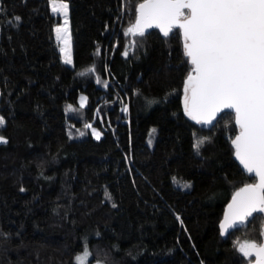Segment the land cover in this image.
<instances>
[{
  "label": "trees",
  "instance_id": "16d2710c",
  "mask_svg": "<svg viewBox=\"0 0 264 264\" xmlns=\"http://www.w3.org/2000/svg\"><path fill=\"white\" fill-rule=\"evenodd\" d=\"M65 1L73 67L50 0H0V264H75L86 246L105 264H247L236 243L264 239L259 214L226 237L219 226L256 181L235 159L234 114L214 126L185 114L180 30L133 48L125 33L143 0Z\"/></svg>",
  "mask_w": 264,
  "mask_h": 264
},
{
  "label": "snow or ice",
  "instance_id": "6c2138e0",
  "mask_svg": "<svg viewBox=\"0 0 264 264\" xmlns=\"http://www.w3.org/2000/svg\"><path fill=\"white\" fill-rule=\"evenodd\" d=\"M50 4L52 12L64 18L63 25L55 28V34L62 45L63 63L71 65L68 3L50 0ZM136 13L134 23L125 33L133 38V48L137 43L135 38H143L150 28L159 29L165 38L174 29L180 30L177 34L182 35L183 52L190 65L183 87L185 114L199 125H212L225 110L234 114L238 126V134L232 140L235 157L258 182L246 184L235 193L219 226L221 235L246 226L250 218H257L254 214H259L264 222V0H143ZM15 20L19 21L20 17ZM127 54L125 51L124 55ZM94 72L93 66L79 75ZM85 106L86 98L79 104L81 109ZM68 111L77 109L69 105ZM4 124V118L0 117V127ZM85 127L100 139L101 133L91 124ZM207 139H197L194 145L197 151ZM7 142L0 136V143ZM181 186L190 187L187 182ZM108 198L111 199L110 195ZM261 235L264 237V231ZM236 247L247 264H264V239L237 241ZM88 256L85 250L76 257V264H87Z\"/></svg>",
  "mask_w": 264,
  "mask_h": 264
},
{
  "label": "rangeland",
  "instance_id": "374dc122",
  "mask_svg": "<svg viewBox=\"0 0 264 264\" xmlns=\"http://www.w3.org/2000/svg\"><path fill=\"white\" fill-rule=\"evenodd\" d=\"M57 2L59 3L60 0H57ZM65 2H67V1H65ZM67 3H68V2H67ZM50 6H51V4H50ZM68 6H69V3H68ZM68 12H69L68 19H69V25H70V31H71V47H70V53H71V57H72L73 63H72L71 65H66V64H64V63H63V64L66 65V66H69V67H73V66H74V52H73L72 30H71V23H70V8H68ZM51 13H52L53 16L58 20V23L55 24V26H54V35H55V38H56L55 28H56L57 26L63 25V19H64V18H63V16L60 15V14L53 13L52 10H51ZM58 44H59V47L62 46L59 42H58ZM61 59H62V62H63L62 53H61ZM85 98H86V106H87L88 98H87L86 94H84V93L81 94L80 97H79V104H80V101H81L82 99H85ZM86 106H85V107H86ZM92 128L96 129L95 127H92ZM96 130L99 131V132L101 133V136H100V139H101V138L103 137V133H102L100 130H98V129H96ZM71 137L73 138V136H71ZM93 137H94V136H93ZM94 138H95V137H94ZM95 139H96V138H95ZM98 140H99V139H98ZM85 250H87L88 253H89V256H88V259H87V264H105V263H102V262L94 261V260H93L92 254L90 253L88 246H86L85 249H84L81 253H79L78 255L83 254V253L85 252ZM78 255H76V257H77ZM76 257H75V259H74V263H75V264H76Z\"/></svg>",
  "mask_w": 264,
  "mask_h": 264
},
{
  "label": "water",
  "instance_id": "95a60500",
  "mask_svg": "<svg viewBox=\"0 0 264 264\" xmlns=\"http://www.w3.org/2000/svg\"><path fill=\"white\" fill-rule=\"evenodd\" d=\"M154 30H157V31H159V29H157V28H150V29H148L147 30V32L146 33H148V32H150V31H154ZM160 32V31H159ZM161 33V32H160ZM227 112H229V110H225V112H223V113H227ZM223 113H220V115L217 117V120L220 118V116L223 114ZM230 113V112H229ZM217 120L216 121H214L213 122V124L212 125H205V126H214L215 124H216V122H217ZM195 122V121H194ZM196 123V122H195ZM238 127V126H237ZM5 138V137H4ZM8 142L6 143V144H2V143H0V147H2V146H5V145H8V143H9V140L7 139V138H5ZM233 145V144H232ZM235 159H236V157H235ZM237 160V159H236ZM238 162H239V160H237ZM245 171V170H244ZM245 173L247 174V172L245 171ZM247 175H249V174H247ZM250 176V175H249ZM251 177V176H250ZM256 182H258V180H256ZM231 202H232V200L230 201V203L229 204H231ZM228 204V205H229ZM228 205H227V207L225 208V212H224V216H225V214L227 213V210H228ZM255 215V214H254ZM224 216H223V219H224ZM223 219H222V222H223ZM251 219V218H250ZM221 222V223H222ZM243 225H241V226H239L238 228H235V229H230L229 230V233L230 232H233V231H235V230H238V229H240L241 227H242ZM223 237H226L225 235H222ZM254 258V260H255V257H253Z\"/></svg>",
  "mask_w": 264,
  "mask_h": 264
}]
</instances>
